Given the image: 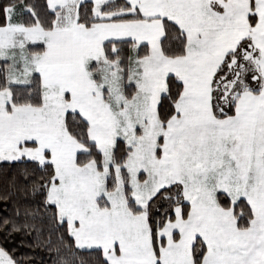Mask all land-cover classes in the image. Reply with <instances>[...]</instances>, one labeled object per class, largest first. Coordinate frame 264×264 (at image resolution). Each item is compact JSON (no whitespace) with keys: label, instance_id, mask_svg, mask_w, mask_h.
I'll use <instances>...</instances> for the list:
<instances>
[{"label":"snow or ice","instance_id":"6c2138e0","mask_svg":"<svg viewBox=\"0 0 264 264\" xmlns=\"http://www.w3.org/2000/svg\"><path fill=\"white\" fill-rule=\"evenodd\" d=\"M0 165V264H264V0H0Z\"/></svg>","mask_w":264,"mask_h":264},{"label":"trees","instance_id":"16d2710c","mask_svg":"<svg viewBox=\"0 0 264 264\" xmlns=\"http://www.w3.org/2000/svg\"><path fill=\"white\" fill-rule=\"evenodd\" d=\"M4 170V166L0 165V174H2ZM3 181L2 178H0V187H2ZM19 237H17L16 243H19ZM30 242V241H29ZM19 253H30L35 255V262L34 264H51V254H48L40 249H31L28 247H20ZM18 253V254H19Z\"/></svg>","mask_w":264,"mask_h":264}]
</instances>
